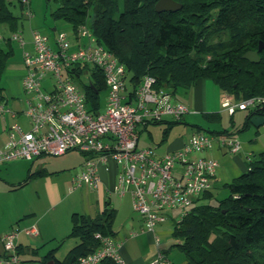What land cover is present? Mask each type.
<instances>
[{
	"label": "trees",
	"instance_id": "1",
	"mask_svg": "<svg viewBox=\"0 0 264 264\" xmlns=\"http://www.w3.org/2000/svg\"><path fill=\"white\" fill-rule=\"evenodd\" d=\"M53 1L56 8L50 13L51 18L69 22L75 33L92 9L89 28L96 42L123 65L126 78L129 77V98L134 97L147 75L155 79L156 88L169 91L177 101L179 94L187 92L198 80L211 81L237 102L264 98V48L257 51L259 43L264 45V0H173L181 5L175 12H156L154 6L158 0H124V9L118 15H115L116 0ZM15 2L26 18L31 16L25 13L26 7L20 0H0V26L6 25L10 32H16L18 27V17L10 9ZM34 30L42 33L33 28L31 36ZM10 39H4L3 44L0 41V82L13 52ZM26 44L22 53L32 52V38L29 48ZM248 51H257L258 63L242 58ZM88 70L90 82L81 90L88 111L98 114L104 106L100 94L106 96L107 92L102 72L95 66L78 65L72 74L79 78ZM2 91L0 84V98L4 100ZM185 115L180 120L164 117L146 124H176L183 122ZM254 115L264 117V104L249 111L242 130L251 127L249 120ZM201 116L209 122L220 119L217 112ZM170 129L169 126L163 130L160 142L166 140ZM210 133L231 136L227 130ZM80 154L85 160L91 158ZM42 172L29 169L26 180L42 177ZM224 187L226 197L214 204L200 203L213 196L212 189L204 192L175 223L172 234L179 240L176 246L185 257L184 264H264V152L250 157L245 172ZM114 216L110 208H104L94 217L73 213L68 236L78 242L64 260H57L51 252L48 259L54 264H77L79 257L98 249L95 234L112 238L116 235L112 229ZM20 250L17 244V257ZM5 255L2 245L0 256ZM100 264L116 263L105 259Z\"/></svg>",
	"mask_w": 264,
	"mask_h": 264
},
{
	"label": "built area",
	"instance_id": "2",
	"mask_svg": "<svg viewBox=\"0 0 264 264\" xmlns=\"http://www.w3.org/2000/svg\"><path fill=\"white\" fill-rule=\"evenodd\" d=\"M30 14L29 0H20ZM24 48L25 41L17 33L11 36ZM32 52L22 53L25 73L21 79L24 93L22 108L12 110L0 98V116L4 123V145L0 147V165L12 160L31 161L42 156H62L74 151L93 155L84 163L82 171L72 179L73 186L82 184L95 188L98 182L96 163L110 158L119 166L116 191L129 193L134 212L144 217V231L153 232L166 219L167 211L178 210L180 218L194 201L213 188L218 163L210 158H191L214 146L231 154L241 149L239 140L232 136L208 135L195 132L181 149L158 156L154 148H139L137 128L164 117L180 120L188 113L183 103L173 99L169 91L155 87V79L144 76L134 97L124 94L127 76L123 65L99 45L90 28L80 25L74 44L68 35L59 31L53 39L32 31ZM98 68L107 88L103 110L98 114L88 111L83 91L72 74L77 66ZM220 104L229 114L249 106L264 104L255 97L237 102L223 94ZM25 118L24 130L15 119ZM250 156L246 158L249 160ZM179 218V219H180ZM178 219V220H179ZM36 236L33 225L24 229ZM140 232L131 233L135 237ZM19 230L5 234L2 245L5 256L0 264H22L16 254ZM99 247L79 257L77 264H100L105 259L116 264L123 261L117 242L110 236L95 234ZM155 243L159 240L155 237ZM149 264H170L160 251Z\"/></svg>",
	"mask_w": 264,
	"mask_h": 264
},
{
	"label": "rangeland",
	"instance_id": "3",
	"mask_svg": "<svg viewBox=\"0 0 264 264\" xmlns=\"http://www.w3.org/2000/svg\"><path fill=\"white\" fill-rule=\"evenodd\" d=\"M29 2V7L32 11L29 18H26L22 14L21 8L17 2L10 7L13 14L18 17V27L16 32H10L8 28H6V25L2 24L0 26V41L2 44L4 39L10 38L13 34L17 33L23 37L25 42H27L26 46L29 47L28 42L31 41L32 38L31 29L37 28L42 33L53 38L54 32H52V29L54 26L56 32H65L74 44L75 32L73 31L72 25L64 20L54 21L50 16V13L56 8V4L53 0H48V2H45V0H29ZM116 2L117 12L115 15H118V13L124 9V0H116ZM91 20L92 9L89 11V15L83 24L89 27ZM10 42L13 52L8 59L0 84L3 87L2 94L6 100V107L15 111L22 108V97L17 94L16 96L7 95L8 89L11 88V86L15 87L17 92H20L19 80L21 78L20 69L22 68V46L15 40L10 39ZM128 79L129 77L125 79V86L127 88L130 87ZM73 80L75 85L79 89H82L90 82V71H83L79 78H74ZM205 81L210 83L209 80ZM180 96L181 100L184 101V95L179 94V99ZM100 98L103 105L105 94L101 93ZM219 106L220 111L216 112L220 114V119L215 122H209L200 115L194 118H191L190 115H185V120L176 124L152 123L148 125L145 131L142 129L140 130L141 126H139V148L147 143H151L152 140L159 143L163 136V130L170 126L171 129L166 135L167 141L176 138L187 140L192 133L197 130L208 135H227L210 133V131L222 132L227 130L228 135L235 137L241 143V149L237 153L238 155L243 156L245 150V152L248 151L251 158H253L257 157L261 152H264V149L258 141L257 146H254V141L258 134L256 133L257 128L251 125L249 128L244 130L241 129L244 125L246 115L249 111L254 109V106H249L245 110H236L233 116L224 110L220 103ZM15 121H18L24 130L28 129L25 118L21 117L15 119ZM4 130L3 119L0 116V147L4 145ZM166 140L160 144L162 145L161 148L166 144ZM157 152L160 153V149H158ZM201 153L202 154L193 153L191 156L192 158H213L218 161V167L215 172L216 182L211 190L213 196L210 200L204 199L200 201V203L214 204L216 200L227 196L228 193L224 185L230 183L234 178L244 173L245 169L243 172V170L238 167L236 161L233 160L234 155L227 152L226 149L222 147L214 146L211 150L205 151L206 154H203L204 152ZM45 157L48 168L60 169L65 167L66 171L50 180L43 176H34L26 180L28 170L31 169V172L36 171L40 168L39 165L42 161L12 160L6 164L0 165V235L6 230L9 232L19 230L20 233L18 234L17 241L22 244V250L18 254V259L24 264H48L49 261H51L48 259L49 252L53 253L57 260H64L68 251L78 242L76 238L68 236L71 227V215L73 213L94 214L100 210L99 203H96L98 191L90 189L85 184L72 189V179L78 175L82 169L83 156L80 153L69 152L64 156ZM24 181L26 182L23 183ZM21 183L23 184L19 186ZM110 196L112 201L116 203V207L120 208L115 214V225H117V223L119 225L123 224L122 222L128 217H138V214H136L131 208V205L128 204L129 194H125L124 197ZM100 204V208H108V205H106L102 199ZM180 215L181 212L178 210L173 212L167 211L166 219L162 223L167 226V230L164 232V238H167L169 250L176 253V255L178 254L182 259L180 263L175 261L173 264L185 263L184 255L176 246L179 240L173 237L172 234L173 227L180 218ZM33 225L36 226L37 230L42 234L41 236L38 234L37 237H32L24 234L23 230ZM133 232L136 231H132L131 233ZM119 233H121L120 238L123 240L125 237L122 234L123 232L119 230ZM130 239L128 243H133L134 240ZM26 246H28V248H26Z\"/></svg>",
	"mask_w": 264,
	"mask_h": 264
},
{
	"label": "crops",
	"instance_id": "4",
	"mask_svg": "<svg viewBox=\"0 0 264 264\" xmlns=\"http://www.w3.org/2000/svg\"><path fill=\"white\" fill-rule=\"evenodd\" d=\"M52 32H54V33L56 32L55 26L52 29ZM75 37H76V33H75ZM53 38H54V36H53ZM53 38H50V39H53ZM74 40H75V38H74ZM26 48H29V47L26 46ZM22 50H23V48H22ZM20 71H21V78L19 80L20 92L19 91L17 92L16 88L11 86V88L8 89V95L7 96H12V95L16 96V94H17V95H20L22 98H24V93H23V89L21 86V79L25 73L23 64H22V68L20 69ZM129 89H130V87L126 88V90L124 91V94L128 93ZM182 94L184 95L183 96L184 101L181 100V96H180L179 101L182 102L183 104L185 103V105L188 108L187 115H190L191 118H194L197 115L201 116L204 113H216V111H220L219 103H220V99H221L223 93L221 91H219V89L211 81L209 83V82H206L205 80H198L194 84L193 87H191L187 92H183ZM4 101L6 102L5 99H4ZM140 126H141V128L140 127L137 128V133H138L139 139H140V130L142 129L143 131H145L148 128V124H142ZM139 128H140V130H139ZM256 133H258V134L256 135V139L254 141V146H257V141H258L259 144L264 149V125L257 128ZM149 135H150V132H149ZM139 139H138V147H139ZM186 141L187 140H184L182 138H176V139H173L171 141L166 140V144H164V147L161 148L162 145H160V144H162L163 142L156 143V142H154V140H152L151 143H147L144 146H142L141 148H154L156 151V154L158 156H162L165 153H169V152L181 149L183 147V145L186 143ZM159 145H160V148H159ZM158 149H160V153L157 152ZM71 152H74V151H71ZM66 154H64V155H66ZM197 154H199V153H197ZM200 154H202V153H200ZM203 154H206V153L204 152ZM64 155H62V156H64ZM233 155H234L233 160L236 161L238 167L241 170H243V172H244V169H246V161H247L246 158L248 156L251 157L250 153L248 151L245 152V150H244L243 156L238 155L237 153L233 154ZM89 156L93 157V155H89ZM39 158H41V159L37 158L38 160L35 159L34 161H32V162L42 161V163L39 165L40 168L37 169L36 171H43L42 172V173H44L43 177H45L49 180L54 179L55 177L63 174L62 172L66 171L65 167H62L60 169H50L47 167L46 157L42 156ZM191 158H192V156H191ZM195 158H197V157H195ZM85 159L86 158L83 156L82 169H83L84 163L86 161ZM210 159H213V158H210ZM213 160H215L218 163V161L216 159H213ZM82 169H81V171H82ZM30 171H31V169H30ZM36 171H33V172H36ZM118 173H119V166L115 163L114 160H112L110 158H107L104 161H98L96 163V174L98 176L97 186L95 188H90V187L89 188L98 191L96 203L97 204L99 203V209L100 210H98V212H96L94 214H85V215H88L90 217H94L98 213H100L103 210V208H100L101 199L104 201V203L106 205H108V208L114 210V214H116L117 210L119 211L120 208L116 207V203L114 201H112V198H110L111 197L110 195H114L117 197L118 196L124 197L125 194H129V193H124V194L120 195L116 191ZM215 182H216V176L214 177V185H215ZM77 187H79V186H77ZM73 188H76V187H72V189ZM128 204H130L131 208H132V201H131L130 195H129ZM136 214H138V213H136ZM122 223L123 224H121V225H119L118 223H117V225H115V216H114L113 223H112V229L116 232V235L113 237V239L119 245L118 252H119V255L123 261L122 264H149L155 258L158 251L162 252L168 258L170 264H173V262H175V261L180 263V261L182 260L178 254L176 255V253L169 250V247L167 245L168 244L167 238H164V232H166V230H167L166 225L160 223L155 227L153 232L144 231L141 233V229L143 228V225H144V217L140 214H138V217L126 218ZM119 230L121 232H123L122 234L125 236L123 240L120 238L121 233H119ZM132 231H136V232H140V233L135 237H131L130 233ZM7 233H9V231L6 230L3 232V234L0 235V253L2 252L1 239ZM24 234H26V233L24 232ZM38 234L40 236L42 235L39 232V230H37V236H38ZM27 235L28 234H26V236ZM159 235L161 238L159 237ZM29 236H31V235H29ZM37 236H35V237H37ZM155 237H157L159 240L158 244L155 243V240H154ZM130 238H134V239H130ZM129 239L134 240L133 243H128ZM17 244L21 246V250H22V244L18 241H17ZM26 248H28V246H26Z\"/></svg>",
	"mask_w": 264,
	"mask_h": 264
},
{
	"label": "water",
	"instance_id": "5",
	"mask_svg": "<svg viewBox=\"0 0 264 264\" xmlns=\"http://www.w3.org/2000/svg\"><path fill=\"white\" fill-rule=\"evenodd\" d=\"M180 8H181V5L173 0H158L154 6V9L156 12H166V11L175 12L179 10ZM263 48H264V45L259 43L257 51H261ZM257 51H248L242 55V58L252 63H258L259 57H258ZM90 88H92L91 85H90ZM249 122L255 128H259L260 126L264 125V117L259 116V115H254L250 118ZM48 264H54V262L49 261Z\"/></svg>",
	"mask_w": 264,
	"mask_h": 264
}]
</instances>
